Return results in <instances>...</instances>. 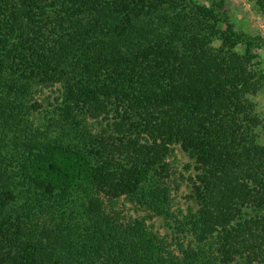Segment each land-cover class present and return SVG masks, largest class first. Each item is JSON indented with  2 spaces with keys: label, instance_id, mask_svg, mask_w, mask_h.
I'll list each match as a JSON object with an SVG mask.
<instances>
[{
  "label": "trees",
  "instance_id": "1",
  "mask_svg": "<svg viewBox=\"0 0 264 264\" xmlns=\"http://www.w3.org/2000/svg\"><path fill=\"white\" fill-rule=\"evenodd\" d=\"M224 8L0 0V264H264V73ZM177 147L195 171L181 218Z\"/></svg>",
  "mask_w": 264,
  "mask_h": 264
},
{
  "label": "rangeland",
  "instance_id": "2",
  "mask_svg": "<svg viewBox=\"0 0 264 264\" xmlns=\"http://www.w3.org/2000/svg\"><path fill=\"white\" fill-rule=\"evenodd\" d=\"M206 5H215L219 0H199ZM225 8L230 17V22L235 26V31L242 36L247 43H251L252 53L256 55L255 64L259 70L264 73V11L261 10L258 0H224ZM240 52H244L245 48L240 46ZM49 92L41 94V100L46 98ZM251 104L257 114L259 125L256 128L259 141L264 144V88L262 91L252 98ZM37 118H40L37 115ZM170 166L163 174L164 184L169 187L170 203L172 212L181 218V212H187L193 201L189 199L192 185L189 178L195 174L193 161L190 157L177 147L175 156L168 159ZM126 205L124 214L126 216L144 217L150 216L152 212L144 206L136 207V205L122 201L121 204ZM123 207V206H122ZM149 224L153 226L155 231L162 236H167L169 242L174 237L173 229L169 224L173 222L164 217H155L149 220ZM175 248V246L173 247Z\"/></svg>",
  "mask_w": 264,
  "mask_h": 264
}]
</instances>
